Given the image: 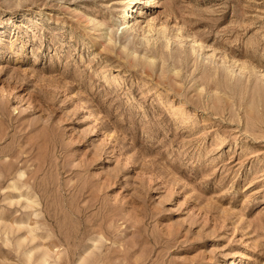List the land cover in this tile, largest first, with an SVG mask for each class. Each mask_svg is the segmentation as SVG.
<instances>
[{"label":"rangeland","instance_id":"1","mask_svg":"<svg viewBox=\"0 0 264 264\" xmlns=\"http://www.w3.org/2000/svg\"><path fill=\"white\" fill-rule=\"evenodd\" d=\"M137 2L0 0V264H264V0Z\"/></svg>","mask_w":264,"mask_h":264},{"label":"bare ground","instance_id":"2","mask_svg":"<svg viewBox=\"0 0 264 264\" xmlns=\"http://www.w3.org/2000/svg\"><path fill=\"white\" fill-rule=\"evenodd\" d=\"M140 2H141V0H138L137 4L140 3ZM125 3H126V2H125ZM137 4H136V5H137ZM133 10H134L133 7H127L126 10H124V11L121 12L122 14H121V17H120V18H121L123 21H125V20L129 21L128 18H131V13H132ZM127 23H128V22H127ZM166 48H167V47H166ZM29 230H31V229H29ZM29 233H30L31 236H32V231H29ZM32 238H34V236H32ZM32 238H31V239H32ZM43 252H46L47 254H46V253H45V254L43 253L44 255L42 254V255L40 256L41 259H40V258H39V259L42 261V262H41V261H40V262H41V264H48V262H46V261H47V260H46L47 258L44 257V256L48 255V251H43ZM57 253H58V252H57ZM42 256H43V257H42ZM47 257H48V256H47ZM55 257H56V256H55ZM228 264H229V263H228ZM233 264H234V263H233Z\"/></svg>","mask_w":264,"mask_h":264}]
</instances>
